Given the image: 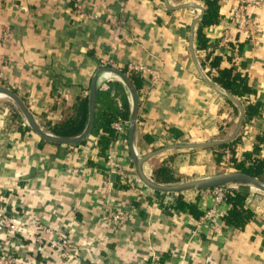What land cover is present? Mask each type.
<instances>
[{
	"label": "crops",
	"instance_id": "obj_1",
	"mask_svg": "<svg viewBox=\"0 0 264 264\" xmlns=\"http://www.w3.org/2000/svg\"><path fill=\"white\" fill-rule=\"evenodd\" d=\"M74 1L80 4L78 12ZM74 1L0 0V89L18 97L42 131L54 135L51 129L68 121L78 103L88 100L98 70L116 68L125 74L131 63L143 68L135 74L141 83L136 91L133 143L140 157L173 144L222 142L164 151L143 164L145 175L154 180L153 171L166 165L176 182L159 184L170 185L194 176H216L222 166L224 173L235 172L232 161H246L245 155L254 154L256 146V157L264 159V140L258 141L264 134V3L248 9L256 24L255 38L249 41L235 33L239 48L231 55L218 51L239 60L253 90L238 97L216 84L210 66L202 65L208 53L197 51L198 25L191 28L194 9L174 8L197 0H166L168 5L163 0ZM219 4L223 19L230 3ZM218 28L205 29L206 37L215 39ZM206 80L235 97L244 114L246 106L261 105L258 115L247 121L244 115L239 133L230 142L225 141L236 129L239 108ZM105 81L123 87L131 115L124 83L114 77ZM0 96V206L23 229L8 243L17 264H264V197L257 198L247 186L242 190L252 218L242 229L228 227L214 236L194 238L190 230L202 205L194 190L179 194L200 214L172 209L176 196L170 200L166 193L148 189L144 198L137 199L129 189L116 186L113 205L131 211L129 222L109 231L99 227L106 181L100 151L87 158L78 146L41 138L19 106L3 93ZM171 129L180 137L175 138ZM233 141L232 150L224 149V155L230 153V164L224 155L217 162L214 147ZM115 147L124 167L134 169L128 128L124 141ZM38 224L46 227L40 233L26 229ZM54 232L68 237L80 250L63 259L51 244ZM37 235L47 250L34 256L31 241Z\"/></svg>",
	"mask_w": 264,
	"mask_h": 264
},
{
	"label": "built area",
	"instance_id": "obj_2",
	"mask_svg": "<svg viewBox=\"0 0 264 264\" xmlns=\"http://www.w3.org/2000/svg\"><path fill=\"white\" fill-rule=\"evenodd\" d=\"M219 2L227 5L230 3V11L224 16L225 19L221 18L216 25L217 28L219 27L218 36L213 40L209 39L208 46L204 52L218 53V51L224 50L229 55H231L234 50H236L234 45L235 33L245 35L249 41H252L255 38L256 24L248 14V9L261 7L264 3V0H219ZM189 4H195L199 7L193 8L194 13L196 14L195 19L200 14V8L204 11L206 9V6L201 0H197L196 2ZM73 8L78 12L80 9V4L74 1ZM230 64L233 66L235 73H238L241 76L244 75V71L241 68L238 59H231ZM142 69L143 68L141 66L130 63L126 68L125 75L130 78L131 75L139 73ZM108 82L99 83V90L108 89ZM111 127L118 135V138L114 143H111L108 146L105 159H103L106 181L103 186L102 194L103 209L99 215V227L103 226L108 231L113 228H122L126 226L131 217V211L128 209L120 210L116 207V205H113L115 180H118L121 185H124L127 189H129V191H131L137 199L144 198L145 192L148 191V188L138 179L135 170L124 167L116 152L115 146L122 140L124 141V138L126 137L128 121L118 117L111 124ZM248 134L249 133L245 132V136H248ZM97 141V136L89 135L85 138V142L83 144L78 145L79 150L82 151L87 158H94L99 154ZM224 156L226 163L230 164V153L226 152ZM148 177L154 181L151 174H148ZM246 186L255 196H258L257 198L264 197L263 191L253 186L244 185L241 183H232L214 188L194 190L196 196L201 199L200 201L202 205H200V216L192 224V228L190 230L191 236L198 238L202 235L214 236L220 233L221 230L225 228L223 215L229 208L227 196L231 195L233 192L241 191ZM178 194L179 193H166L165 195L171 200L172 196L175 197ZM45 228L46 227L42 224H38L34 227H26L27 230H34L35 232L38 231L39 233ZM0 230V240L2 242V244H0V264H17L16 256L14 255L13 251L8 248V243L15 238L14 234L20 232L23 229L22 226L14 223L13 217L10 216L6 208L2 206H0ZM54 233L55 234L52 236L51 244L53 245L54 250H56L63 259L71 258L73 253H76L78 250H80L81 247L71 241L68 237H64L58 232ZM99 241L100 240H97V242ZM31 248L33 250L34 256H36L37 253H43L45 250H47L45 241L39 235L34 237V239L31 241ZM184 261V257L183 259H180V262Z\"/></svg>",
	"mask_w": 264,
	"mask_h": 264
},
{
	"label": "trees",
	"instance_id": "obj_3",
	"mask_svg": "<svg viewBox=\"0 0 264 264\" xmlns=\"http://www.w3.org/2000/svg\"><path fill=\"white\" fill-rule=\"evenodd\" d=\"M206 9L199 22L196 29V41H197V51H205L208 46L209 39L206 37L205 29L216 26L220 21L221 6L219 0H201ZM235 39V37H234ZM235 48H239L237 45V40L235 39ZM204 62L202 65L207 64L210 66V76L212 80L218 84L221 88L229 91L234 96H244L246 94L252 93V89L247 83L246 76L239 75L233 70V66L230 64L231 59L225 55L218 53H208L203 57ZM130 81L134 88L138 89L141 78L133 74L130 76ZM118 102L120 105H118ZM261 105L256 103L254 105H248L245 108V121L249 120L255 115H258ZM88 100L83 99L75 108L74 115L63 124L56 125L51 131L54 135L58 137L71 138L80 135L88 121ZM130 115L129 105L126 99L123 87L118 83H109L108 89L100 90L96 97V106L94 111L93 125L90 135L98 137V147L102 159H105L106 150L111 143H114L118 135L112 129L111 124L118 118L128 120ZM170 132L175 138L180 137V133L171 129ZM264 140V134L258 136V141ZM85 142L83 139L81 142L70 145L78 146ZM236 141L228 144L220 145L214 147L216 161L220 162L223 155L224 149H230L234 147ZM57 144V143H56ZM258 152V147L254 148V154L245 155L246 161L235 162V171L246 173L252 177L259 178L264 181V159L256 157ZM154 180L160 183H172L176 182L174 177V172L168 166H161L153 171ZM115 186L120 189H126L124 185H121L118 180H115ZM176 201L172 205V209H175L181 213L188 212H198L195 205L192 204L188 199H186L183 194H178L176 196ZM247 198V193L245 190L239 192H233L231 195L227 196V201L229 204L228 210L223 215L224 227H233L236 229H242L252 218V214L249 210L245 208V200Z\"/></svg>",
	"mask_w": 264,
	"mask_h": 264
},
{
	"label": "water",
	"instance_id": "obj_4",
	"mask_svg": "<svg viewBox=\"0 0 264 264\" xmlns=\"http://www.w3.org/2000/svg\"><path fill=\"white\" fill-rule=\"evenodd\" d=\"M163 1L167 4L166 0H163ZM174 8L175 9H180V8H192L193 9V8H199V7L195 4H185V5H180V6H177ZM203 14H204V10L200 8V14L194 20L191 28H193L195 25L199 24V22L202 19ZM191 41H192V34L190 35V43H191ZM192 55H193L194 63L196 65L198 71H200V68H199L198 63L196 61V58L193 54V51H192ZM106 72L112 73L118 79H120L124 83V85L126 86V88L128 89V92L130 94L131 103H132L131 115H130L129 122H128V143H129L130 155H131L134 170H135V173H136L138 179L148 189L153 190V191H157V192H161V193L170 194V193H183L185 191H190V190L214 188V187L223 186V185L232 184V183H241L244 185L253 186V187L264 192V181L263 180L256 178V177H252L246 173L239 172V171H235V172H231V173H223V174H219V175H216L213 177L196 179V180H192V181H187V182L177 183V184H170V185L159 184V183L152 181L150 178H148L144 173L143 164L145 162H147L149 159H151L152 157H154L155 155H158L164 151L172 150V149L191 150V149H198V148H204V147H212V146L219 145L222 142L212 141V142H203V143L173 144V145H170L166 148H162V149L153 151L147 155L140 157L136 153L134 143H133L134 129H135L136 122H137V110H138L139 99H138V95L136 93V90H135L134 86L132 85L130 79L122 71H120L118 69L102 68L95 73V75L92 79V82H91V86L89 89V95H88L89 114H88L87 125H86L84 131L76 137H71V138L58 137V136H54L50 133L42 131V129H40V127L38 126V124L36 123V121L34 120L32 115L29 113V111L26 109L25 105L22 103V101L18 97H16L12 92L5 90V89H0V93H3L5 96H7L11 100H13L19 106V108L22 111L24 117L26 118L29 126L41 138H43L47 141L53 142V143H57V144L74 145V144L81 142L83 139H85L87 136L90 135L92 125H93V119H94L96 97H97L98 90H99V86H98L99 79H100V76ZM200 73H201V71H200ZM206 83L215 92H217L219 95H221L225 99L230 100L235 105H237V107L239 108L240 116H239V120H238L236 129H235L232 137L229 140L225 141V142H230L237 136V134L239 133V131L242 127V124L244 121V115H245L244 109H243L242 105L240 104V102L235 97H233V96L229 95L228 93H226L225 91L221 90L219 87H217L215 84L209 82L208 80H206Z\"/></svg>",
	"mask_w": 264,
	"mask_h": 264
},
{
	"label": "bare ground",
	"instance_id": "obj_5",
	"mask_svg": "<svg viewBox=\"0 0 264 264\" xmlns=\"http://www.w3.org/2000/svg\"><path fill=\"white\" fill-rule=\"evenodd\" d=\"M107 77H114L115 80L117 79V77H116L115 75H113L112 73L106 72V73H104V74L100 77V79H99V83H102V82L104 81V79L107 78ZM105 82H108V81H105ZM0 94H1V93H0ZM0 98H3V96H0ZM146 172H148L147 169H146ZM148 174H149V173H148ZM148 174L146 173V176H147V177H148Z\"/></svg>",
	"mask_w": 264,
	"mask_h": 264
},
{
	"label": "rangeland",
	"instance_id": "obj_6",
	"mask_svg": "<svg viewBox=\"0 0 264 264\" xmlns=\"http://www.w3.org/2000/svg\"><path fill=\"white\" fill-rule=\"evenodd\" d=\"M224 168H225L224 166H222L221 168H219V170L216 171V174L218 175V174H223L224 172H226ZM200 176H203V175H200ZM196 177L197 176L191 177V181L194 180V179H197L199 176L197 178ZM189 179H190V177L188 178V180Z\"/></svg>",
	"mask_w": 264,
	"mask_h": 264
}]
</instances>
